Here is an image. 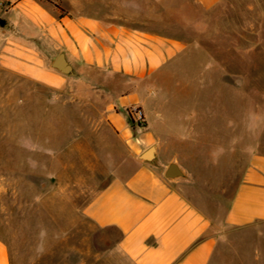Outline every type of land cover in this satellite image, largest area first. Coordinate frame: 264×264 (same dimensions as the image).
<instances>
[{
    "label": "crops",
    "instance_id": "obj_1",
    "mask_svg": "<svg viewBox=\"0 0 264 264\" xmlns=\"http://www.w3.org/2000/svg\"><path fill=\"white\" fill-rule=\"evenodd\" d=\"M227 1L193 0L192 12L208 16ZM169 24L164 11L113 23L62 14L38 0H0V68L67 93L72 99L62 102L64 115L92 126L95 141L107 131L113 142L105 149L110 180L85 214L97 228L119 233L114 253L128 264H212L228 235L264 232V152L249 155L228 209L217 220L190 199L175 158L181 150L213 156L214 142H222L223 150L245 139L243 102H230L228 95L238 87L223 83L228 70L214 56L260 53L242 46L239 23L234 51L222 48L219 55L212 49L211 22L198 23L190 15L180 33L166 31ZM220 29L226 39L228 25ZM214 76L221 84H213ZM131 106L144 109L147 130L130 126L125 110ZM221 152L217 156L227 155ZM172 164L182 177H167ZM0 264H12L1 243Z\"/></svg>",
    "mask_w": 264,
    "mask_h": 264
},
{
    "label": "rangeland",
    "instance_id": "obj_2",
    "mask_svg": "<svg viewBox=\"0 0 264 264\" xmlns=\"http://www.w3.org/2000/svg\"><path fill=\"white\" fill-rule=\"evenodd\" d=\"M38 1L62 14L113 23L164 11L170 22L165 29L171 33L182 32V23L196 15L198 23L213 24L209 36L218 55L222 48L234 51L235 26L244 27L242 46L260 54L214 58L228 70L223 83L228 81L230 90L238 87L228 95L230 102H243L245 139L229 142L223 150L222 142H214L213 156H189L181 150L175 158L190 199L213 219H222L249 155L264 152V0H228L208 16L192 12L193 0ZM227 25L224 32L230 35L222 39L220 27ZM213 84H221V77L214 76ZM70 99L0 68V243L12 264H128L114 253L119 233L97 228L85 214L110 180L105 149L113 142L107 131L95 141L92 126L85 128L83 119L64 115L61 104ZM220 152L227 155L217 156ZM212 264H264V232L228 235Z\"/></svg>",
    "mask_w": 264,
    "mask_h": 264
},
{
    "label": "built area",
    "instance_id": "obj_3",
    "mask_svg": "<svg viewBox=\"0 0 264 264\" xmlns=\"http://www.w3.org/2000/svg\"><path fill=\"white\" fill-rule=\"evenodd\" d=\"M130 126L138 132L148 129V121L144 109L140 106H131L125 110Z\"/></svg>",
    "mask_w": 264,
    "mask_h": 264
},
{
    "label": "water",
    "instance_id": "obj_4",
    "mask_svg": "<svg viewBox=\"0 0 264 264\" xmlns=\"http://www.w3.org/2000/svg\"><path fill=\"white\" fill-rule=\"evenodd\" d=\"M63 59V56H60V58L55 62L54 66L56 68H61L59 63L60 61ZM63 72L65 73H68L69 72V69H66L64 70ZM154 149L150 150V152H152ZM149 153H145L142 157L145 159V160H151V157H150V154ZM183 176V173H182V170L181 168L179 167L178 164H172L169 169H168V172H167V177L169 179H173V178H178V177H182Z\"/></svg>",
    "mask_w": 264,
    "mask_h": 264
}]
</instances>
